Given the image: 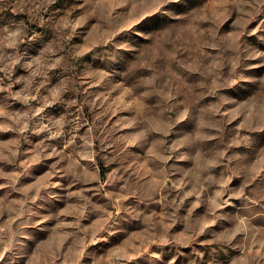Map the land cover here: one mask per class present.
I'll return each mask as SVG.
<instances>
[{
  "label": "rangeland",
  "instance_id": "rangeland-1",
  "mask_svg": "<svg viewBox=\"0 0 264 264\" xmlns=\"http://www.w3.org/2000/svg\"><path fill=\"white\" fill-rule=\"evenodd\" d=\"M1 258L264 264V0H0Z\"/></svg>",
  "mask_w": 264,
  "mask_h": 264
},
{
  "label": "trees",
  "instance_id": "trees-1",
  "mask_svg": "<svg viewBox=\"0 0 264 264\" xmlns=\"http://www.w3.org/2000/svg\"><path fill=\"white\" fill-rule=\"evenodd\" d=\"M90 55H91V52L86 53L81 58H79V61L86 60ZM104 171H105L104 168L102 166H100V177L101 178L104 177Z\"/></svg>",
  "mask_w": 264,
  "mask_h": 264
},
{
  "label": "built area",
  "instance_id": "built-area-1",
  "mask_svg": "<svg viewBox=\"0 0 264 264\" xmlns=\"http://www.w3.org/2000/svg\"><path fill=\"white\" fill-rule=\"evenodd\" d=\"M0 261H2V258L0 259Z\"/></svg>",
  "mask_w": 264,
  "mask_h": 264
}]
</instances>
